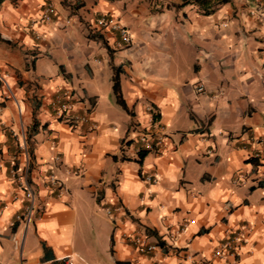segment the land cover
<instances>
[{
  "label": "crops",
  "instance_id": "1",
  "mask_svg": "<svg viewBox=\"0 0 264 264\" xmlns=\"http://www.w3.org/2000/svg\"><path fill=\"white\" fill-rule=\"evenodd\" d=\"M157 123L163 147L140 159ZM236 232V258L216 257ZM65 257L264 264L263 1L0 0V264Z\"/></svg>",
  "mask_w": 264,
  "mask_h": 264
},
{
  "label": "built area",
  "instance_id": "2",
  "mask_svg": "<svg viewBox=\"0 0 264 264\" xmlns=\"http://www.w3.org/2000/svg\"><path fill=\"white\" fill-rule=\"evenodd\" d=\"M264 2V0H261ZM55 13V7L52 3H46L44 5V7L41 10V19L43 21H50L52 15ZM97 24L100 27H112V28H116L119 29L120 34L122 36V39L124 42L128 43L130 41V35L128 33V30L120 25L119 23H117L114 19H106L105 17H101L98 21ZM197 90L200 92H202L204 90L203 85H198L197 86ZM60 99H57L56 102H59ZM53 108L56 110V114L58 116H61L68 108H69V104L67 103H60L59 106H56V103L54 102L53 104ZM150 112H152V107H149ZM83 121L88 122V119L86 118H81ZM89 127L92 129L94 127V124L89 123ZM153 130H149L146 132L141 133L138 138H137V143L138 145L135 147V153L140 156V154L142 153H147V152H158L164 144V140L166 138V130L164 125H161L159 123L155 124L153 126ZM13 165L15 166L16 164L13 163ZM18 169L17 168H13L12 173L14 174L13 176H15L20 182L21 184H23L24 187H26V195L31 198L33 200V193L31 191V189L28 187L27 183H26V177L25 174H18ZM54 180V178H53ZM145 180L148 182H155L157 180V174L156 173H150L148 175L145 176ZM32 204L33 201H31V205L28 207L27 211L25 212V214L22 215H16V219L20 220V219H26L27 221L30 220V213H31V209H32ZM108 213L110 214L111 211L107 210ZM241 236L239 233H234L232 235H230L229 237H227L220 245L219 248L215 251V256L216 257H220V258H225L227 257H231L233 259L236 258L237 255V251H238V247L240 245V241H241ZM13 243L16 247L19 246L20 241L18 240V238H16L15 236L12 237ZM131 241L136 244L139 248V250L141 252H143L144 254H150L151 252L155 251L158 248L157 244H153V243H148L146 241L145 238L140 237V236H135L131 239ZM186 258H192L193 256L191 254H186L185 256ZM61 264H72V261L69 259V257H65L64 259L60 260Z\"/></svg>",
  "mask_w": 264,
  "mask_h": 264
},
{
  "label": "trees",
  "instance_id": "3",
  "mask_svg": "<svg viewBox=\"0 0 264 264\" xmlns=\"http://www.w3.org/2000/svg\"><path fill=\"white\" fill-rule=\"evenodd\" d=\"M195 1H196V2H199V3L201 2V0H195ZM113 89H114V92L117 94L118 102L120 103V105H121L123 108H126V105H125V103L123 102V100H122V98H121V96H120L119 81H118V78H117V77L114 78ZM36 128H37V122L34 121L33 126H32V128H31V130H30V135L36 131ZM145 154H146V153H142V154H140V159H141ZM140 159H139V160H140ZM60 264H61V263H60Z\"/></svg>",
  "mask_w": 264,
  "mask_h": 264
}]
</instances>
